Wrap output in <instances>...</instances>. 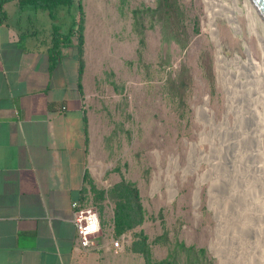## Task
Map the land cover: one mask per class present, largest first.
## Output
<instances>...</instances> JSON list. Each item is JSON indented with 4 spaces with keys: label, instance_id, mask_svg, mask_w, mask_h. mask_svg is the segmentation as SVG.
<instances>
[{
    "label": "rangeland",
    "instance_id": "obj_1",
    "mask_svg": "<svg viewBox=\"0 0 264 264\" xmlns=\"http://www.w3.org/2000/svg\"><path fill=\"white\" fill-rule=\"evenodd\" d=\"M182 1L185 47L162 41L150 18L134 26L132 10L155 0H82L85 200L99 213L97 241L117 239L114 203L91 186L125 179L145 218L110 264H146L130 250L137 233L152 264L173 253L184 264L180 242L206 250L201 264H264V19L252 0Z\"/></svg>",
    "mask_w": 264,
    "mask_h": 264
},
{
    "label": "crops",
    "instance_id": "obj_2",
    "mask_svg": "<svg viewBox=\"0 0 264 264\" xmlns=\"http://www.w3.org/2000/svg\"><path fill=\"white\" fill-rule=\"evenodd\" d=\"M55 25L57 14L0 0V264H110V242H77L86 115L78 46L73 36L50 53Z\"/></svg>",
    "mask_w": 264,
    "mask_h": 264
},
{
    "label": "trees",
    "instance_id": "obj_3",
    "mask_svg": "<svg viewBox=\"0 0 264 264\" xmlns=\"http://www.w3.org/2000/svg\"><path fill=\"white\" fill-rule=\"evenodd\" d=\"M20 7L32 6L35 9L48 12L51 18L55 19L58 11H65L68 20L67 26L55 25L52 35V42L49 47L50 53H56L60 44H70L73 36L78 38L79 56L82 55L84 13L82 0H18ZM134 26L141 25L146 18L154 20L160 26L161 40L170 43L174 42L180 47H185L189 41V33L186 28V3L182 0H155L153 7L134 8L132 10ZM196 31L198 18L195 16ZM55 56V54H53ZM51 57L55 61V57ZM202 63L208 75L212 74V61L204 55ZM83 62L80 59V78L82 74ZM180 79V78H179ZM181 80V79H180ZM180 86L175 89L178 97H182L183 91ZM81 90V84H80ZM183 90V89H182ZM86 120V117H85ZM91 182V181H90ZM95 198L103 200L107 195L114 203L112 217V232L117 238L133 231L140 226L145 218V210L141 203L138 188L132 182L120 179L115 182L107 191L97 190L92 185ZM184 255V264H201L200 256H204L205 249H195L193 246H185L182 242L176 244ZM130 250L144 256L146 264L151 263V255L146 241V236L137 233L133 239ZM177 252V251H175ZM171 258L163 259L156 264H178L176 253L170 255Z\"/></svg>",
    "mask_w": 264,
    "mask_h": 264
},
{
    "label": "built area",
    "instance_id": "obj_4",
    "mask_svg": "<svg viewBox=\"0 0 264 264\" xmlns=\"http://www.w3.org/2000/svg\"><path fill=\"white\" fill-rule=\"evenodd\" d=\"M73 223L76 229L77 242L83 248L94 245L95 238L101 233V222L98 211L84 201L75 200L71 203ZM125 235L111 241V248L120 251Z\"/></svg>",
    "mask_w": 264,
    "mask_h": 264
},
{
    "label": "water",
    "instance_id": "obj_5",
    "mask_svg": "<svg viewBox=\"0 0 264 264\" xmlns=\"http://www.w3.org/2000/svg\"><path fill=\"white\" fill-rule=\"evenodd\" d=\"M260 15L264 19V0H252Z\"/></svg>",
    "mask_w": 264,
    "mask_h": 264
},
{
    "label": "bare ground",
    "instance_id": "obj_6",
    "mask_svg": "<svg viewBox=\"0 0 264 264\" xmlns=\"http://www.w3.org/2000/svg\"><path fill=\"white\" fill-rule=\"evenodd\" d=\"M251 1V0H250ZM252 2V1H251Z\"/></svg>",
    "mask_w": 264,
    "mask_h": 264
}]
</instances>
